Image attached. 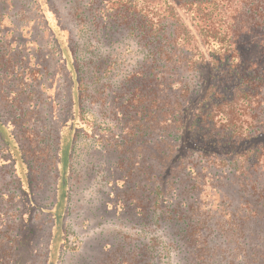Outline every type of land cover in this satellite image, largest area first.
<instances>
[{
  "label": "trees",
  "instance_id": "16d2710c",
  "mask_svg": "<svg viewBox=\"0 0 264 264\" xmlns=\"http://www.w3.org/2000/svg\"><path fill=\"white\" fill-rule=\"evenodd\" d=\"M22 1L0 0V264L30 261L25 222L51 170L59 262L80 165L107 154L122 176L101 205L135 230L117 264H264V76L241 46L264 54V0H68L65 29L47 19L54 0ZM39 25L65 83L49 136L44 45L23 38Z\"/></svg>",
  "mask_w": 264,
  "mask_h": 264
},
{
  "label": "rangeland",
  "instance_id": "374dc122",
  "mask_svg": "<svg viewBox=\"0 0 264 264\" xmlns=\"http://www.w3.org/2000/svg\"><path fill=\"white\" fill-rule=\"evenodd\" d=\"M26 1V0H25ZM23 3L24 0L22 1ZM58 13H47V19L52 28L61 26L65 29V25L73 27V23L70 21L68 11L70 3L68 0H54ZM34 18H37L36 16ZM27 18H24L22 22H25ZM36 20L33 24H36ZM42 26V25H41ZM38 28L40 27L37 26ZM34 32H23V38L25 41L38 40L43 46V59L45 65L48 66L47 72L41 82H44L49 87L47 93V102L44 106L45 112L40 113L39 120L43 123L44 135L49 136V130H58L61 128V121L64 117L63 106V88H64V73L62 71L61 63L58 60V56L50 50L52 45L50 44V34L43 32L42 28H35ZM65 34V32H64ZM242 46V59L245 66H257V70L261 76H264V54L262 48L254 41H249L241 45ZM32 48L33 45H28ZM54 51V50H53ZM124 59L123 55L120 57ZM124 60L125 66L122 72L128 73L131 70V66H128L132 60ZM224 82V81H223ZM221 82V83H223ZM226 84H221V90L225 94L231 93L225 90ZM230 88V87H228ZM230 95V94H229ZM45 99V100H46ZM53 99L55 101H53ZM54 104V105H53ZM55 117V119H53ZM40 123V124H41ZM47 125V126H46ZM43 133V132H42ZM56 134V132H55ZM41 135V136H42ZM98 159V157H95ZM94 159L95 162L89 166L82 168L80 165V172L78 175L84 179V170L89 168L86 173L88 179L86 186L84 182L79 180L75 205V213L70 217V222L73 226L71 229V235L68 242L63 243L62 254L60 255L59 262L57 264H117L118 257L122 252H118L115 256L111 255L110 250L116 249L118 244L129 243L125 250H128L134 245L133 236L126 237L129 234H133L134 229H130L128 223L124 224V218L122 216L115 215L116 204H112L110 207V213H104V207L101 205L100 198L109 202L114 200V196H106L111 192L112 185H108L107 180H116L122 176L121 172L108 170L109 167H113L114 160L116 158L112 154H107L103 158H100V162ZM44 170V169H43ZM37 180L44 179L42 187H39V196L35 206L28 216V222H25V226L30 230L33 229L34 234L30 236V251L31 259L27 264H47L49 261V249L52 239V220L48 211L53 204L54 196V173L48 172L47 175L41 171L37 176ZM106 194V195H104ZM110 198L112 199L110 201ZM78 199H82L81 202ZM44 210V211H43ZM69 222V223H70ZM78 226V228H77ZM15 232H13L14 234ZM14 236V235H13ZM117 255V256H116ZM131 255V254H130ZM167 264V263H166ZM172 264H174L172 262Z\"/></svg>",
  "mask_w": 264,
  "mask_h": 264
}]
</instances>
